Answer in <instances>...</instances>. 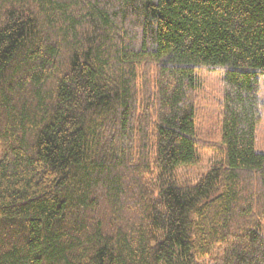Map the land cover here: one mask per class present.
Here are the masks:
<instances>
[{
    "label": "trees",
    "instance_id": "trees-1",
    "mask_svg": "<svg viewBox=\"0 0 264 264\" xmlns=\"http://www.w3.org/2000/svg\"><path fill=\"white\" fill-rule=\"evenodd\" d=\"M263 76L264 0H0V264H264Z\"/></svg>",
    "mask_w": 264,
    "mask_h": 264
},
{
    "label": "rangeland",
    "instance_id": "rangeland-1",
    "mask_svg": "<svg viewBox=\"0 0 264 264\" xmlns=\"http://www.w3.org/2000/svg\"><path fill=\"white\" fill-rule=\"evenodd\" d=\"M221 69L208 67L198 70V84L196 86V115L195 128L199 141V159L195 164L178 167L175 179L180 185L193 184L201 175L205 174L213 163L219 162L223 154L218 146L221 142V99L222 78ZM262 118L256 130V151L264 153V76L261 78ZM200 264H206L207 258H197Z\"/></svg>",
    "mask_w": 264,
    "mask_h": 264
}]
</instances>
